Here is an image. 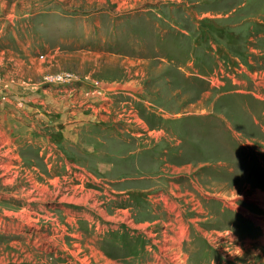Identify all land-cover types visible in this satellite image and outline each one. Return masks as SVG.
<instances>
[{
	"label": "rangeland",
	"instance_id": "rangeland-1",
	"mask_svg": "<svg viewBox=\"0 0 264 264\" xmlns=\"http://www.w3.org/2000/svg\"><path fill=\"white\" fill-rule=\"evenodd\" d=\"M0 264H264V0H0Z\"/></svg>",
	"mask_w": 264,
	"mask_h": 264
},
{
	"label": "bare ground",
	"instance_id": "bare-ground-1",
	"mask_svg": "<svg viewBox=\"0 0 264 264\" xmlns=\"http://www.w3.org/2000/svg\"><path fill=\"white\" fill-rule=\"evenodd\" d=\"M111 62V61H110ZM115 63V62H114ZM262 196V195H261ZM63 200V199H62ZM64 201H67V199H64ZM68 203V202H67ZM28 220V219H27ZM246 246V245H245Z\"/></svg>",
	"mask_w": 264,
	"mask_h": 264
}]
</instances>
